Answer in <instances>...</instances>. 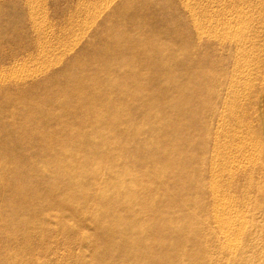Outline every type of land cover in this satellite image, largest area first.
I'll use <instances>...</instances> for the list:
<instances>
[{
    "label": "bare ground",
    "instance_id": "bare-ground-1",
    "mask_svg": "<svg viewBox=\"0 0 264 264\" xmlns=\"http://www.w3.org/2000/svg\"><path fill=\"white\" fill-rule=\"evenodd\" d=\"M100 2L104 7L110 3L109 0ZM218 2L216 5V0H179L176 9L178 5L181 6L186 17L178 16L179 22L176 11L175 15L172 14L164 23L167 27L165 63L160 62L157 57H150L149 49L139 52L133 47L134 44L122 43L120 38L123 32L120 29L113 32L115 40L110 43L109 48L102 50L105 55H98L94 45L89 43L87 50L93 54L91 59L86 61L101 62L96 67L95 77L78 79L77 88H71L66 83L62 90V96L68 98L71 95L78 99L79 103L94 101L97 111L80 116L73 108L64 110V116L56 120L64 125V129L57 135L60 137L61 134H67L69 138H61V149L56 162L63 165L64 169L67 163H75L71 170L72 178L80 174L79 167L83 172L85 161L96 166L95 173L108 175L110 178L98 191L96 208L91 212L95 225L105 231V237L98 239L96 251L87 256L83 264H174L176 258L173 254H178L183 248L187 232L175 225L169 235L166 233L175 222L174 215H186L191 209V203L180 208L177 201L178 196L188 190L185 189L186 184L203 193L201 198H195L193 208L205 210L206 214L210 215L209 227L216 228L221 244L220 248L218 247L220 255L225 256L226 250L232 248L243 250L258 244L252 241L242 244L234 240L245 235L247 230L245 225L234 228L233 224L243 221L250 212L233 209L240 199L232 196V184L230 183V188L227 189L221 179L231 178L234 176L233 171L251 165L260 169L264 175V64H257L258 61L255 60L252 64L241 67L237 61L253 55L259 42L263 43L264 48V15L258 14L257 20L247 18L244 15L249 4L247 0ZM32 12L37 14L38 11ZM93 12L89 6L84 9L83 14L87 22H95L94 18L92 19L95 16ZM34 18L37 20L36 16ZM172 20L174 23L171 25ZM76 21V16L69 21V28L66 29L69 36L67 40L71 37L77 38L78 33L75 35L74 29ZM135 22L136 20L133 23ZM255 22L257 29L254 28L255 30L246 34L245 31L239 30L243 26L250 28ZM160 25L157 21L152 28L161 35ZM84 29L86 28L84 27L82 32ZM157 38L159 39V35H155L151 46L156 44ZM185 41L188 42L191 57H196L188 66L184 65ZM68 47L71 46L64 45L63 51L69 53L71 48ZM159 51L162 52V47ZM168 54L171 55L169 59ZM53 64L50 59L46 62L44 60L45 69L52 68ZM233 66L237 72L246 73L244 77L247 76V83L254 82L259 74L262 77L261 85L255 89V93L250 94L251 103L249 100L259 116L256 117L257 124L260 122L258 128L253 129L255 123L249 114L234 112L224 120L221 111L219 114V98L231 84L227 79H223L222 74H228ZM121 67L128 73L117 75ZM13 71L12 74L8 72L10 75L6 78L18 81L19 76ZM61 75L59 73V77ZM161 77L162 85L166 83V86L159 85ZM185 82L190 83V88L185 86ZM129 87L134 89L132 96L125 94ZM112 92L119 94L117 101L113 102L110 96ZM246 106L250 105L247 103ZM247 107L246 111L249 110ZM48 112L46 111L44 118L49 117ZM160 114L164 116L162 124L151 121L154 117L159 118ZM69 116L73 117L71 123L66 122ZM47 130L34 132L32 136L42 139L40 134L44 136ZM70 149L74 150L73 155L68 153ZM185 151L191 152L193 156L186 159ZM15 152L16 149H8L9 154ZM144 161L154 162L155 166L151 172H146L147 162L144 164ZM20 162L26 164L27 157L22 158ZM104 166L108 169H102ZM218 166L222 169L221 173H216ZM118 168L121 169L120 172L117 171ZM255 178L254 175L248 178L245 191L247 196L251 197L245 196L244 199L249 201L257 193L260 197L254 206L264 209V186L257 183ZM174 181L181 182L179 192H172L165 186L166 183ZM228 181L225 180V183ZM132 185L141 188L144 193L142 199H137ZM82 196L83 194L79 198ZM81 201L82 199L79 203ZM81 211L86 216V209L81 207ZM194 221L196 219L189 217L186 222L192 225ZM196 223L200 227L206 226V223H201L200 220ZM210 235L212 237L209 239L215 240L216 234ZM246 238L250 239V236ZM139 240L141 245L137 246ZM159 248L163 250L159 251ZM206 251L207 247L181 255L182 261L187 259L183 264H214L210 253ZM162 252L165 254H161ZM237 264H241V261Z\"/></svg>",
    "mask_w": 264,
    "mask_h": 264
},
{
    "label": "rangeland",
    "instance_id": "rangeland-1",
    "mask_svg": "<svg viewBox=\"0 0 264 264\" xmlns=\"http://www.w3.org/2000/svg\"><path fill=\"white\" fill-rule=\"evenodd\" d=\"M99 1L0 0V264H83L87 256L93 255L96 251L98 239L105 237V231L95 225L91 212L96 208L98 191L106 185V181L110 180L109 176L98 175L94 172L97 169L96 166L85 161L83 172L80 167V170L76 168L75 170H78L80 174L72 178L71 170L75 167V163H67L66 167L70 168L66 169L65 167L64 169L63 165L56 162L61 149L60 141L69 138L67 134H61L60 137L59 134L57 135L64 129V125L56 120L64 116L66 109L73 108L82 116L97 111V106L94 101L85 104L79 103V100L71 95L66 98L62 96V90L66 83L71 88H77L78 79L95 77L96 67L101 62L100 60L86 61L90 60L93 54L89 53L87 46L91 43L98 55H105L102 50L108 49L110 43L115 40L113 34L115 29H120L123 32V36L120 38L122 43L134 44L133 47L139 52L149 49L150 57H157L160 62L165 63L167 55L164 47L166 46L167 27L164 23L172 14L174 16L176 11H178L177 17L180 15L186 17V13L181 10L179 5L176 9L179 0H109L110 3L105 7L101 6ZM247 1L249 4L244 14L247 18L257 20L259 15H264V0ZM29 2H31L30 5ZM218 4L219 2L216 0V5ZM87 6L92 11L94 10L93 15L95 16L92 17L95 20L94 23H92L93 20H90L91 23L88 21V24L85 18L84 9ZM100 7L103 11L100 10ZM104 8L106 9L104 10ZM30 9L38 11L37 14ZM35 16L37 20H35ZM73 16L77 17L74 29L75 35L76 33L78 35L77 38L74 37L75 43H73V37L67 40L69 36L66 33L69 21ZM82 19L83 21H81ZM132 20L133 22L136 20V22L133 23ZM177 20L179 21V17ZM157 21L161 24L159 30L163 35L157 34L152 28V25ZM42 23H44L43 27ZM170 23L172 25L174 20ZM255 24L257 25V22L250 28L243 26L239 30L245 31L246 34L257 29ZM259 25L261 26V24ZM84 27L86 29L82 32ZM155 35H159V39L157 38L156 44L151 46ZM65 43L67 46H71L68 47L71 48L69 53L63 51ZM185 43L184 65L188 66L196 57H191L188 42L185 41ZM251 45L252 43H250ZM161 47L162 52L159 51ZM61 48L62 50H60ZM53 55L55 56L52 57ZM253 55H249L241 61L237 59L238 65H249L255 60L258 61L257 64L261 62L263 65V43L256 44ZM170 57L171 55L167 59ZM226 57L225 54L224 58ZM45 58L54 62L52 68H44V60L47 61ZM169 63L171 62L169 61ZM12 70L19 76L18 81L6 78L12 74ZM59 73L62 74L60 77ZM127 73L125 68L121 67L117 75ZM245 75L246 73L237 72L234 66L228 74H222L223 79H227L231 84L226 91L221 93L224 95L219 98V114L221 111L223 120L232 116L234 112L249 114L255 123L253 127L255 129L258 128L260 122L257 124L256 120L259 116L253 108V104H250V94L255 93V89L261 85L262 77L259 74L256 80L250 82L252 84L249 85ZM162 77L159 85L163 87L166 86V83L162 85ZM185 86L190 88L191 85L189 82H185ZM125 94L132 96L134 89L129 87ZM110 96H112L113 102L119 99V94L115 92L110 93ZM52 99L54 100L52 101ZM247 103L250 106L247 107ZM188 107L186 104V108ZM246 107L249 110L246 111ZM46 111L49 113L48 118H44ZM153 120L162 124L164 116L160 114L159 118L155 119L154 117L151 121ZM66 122H73V117L69 116ZM45 129L48 130L45 131L44 136L40 134L42 139L32 136V133ZM8 149H16V152L9 154ZM68 153L73 155L74 150L70 149ZM192 156L191 152L185 151L186 159H190ZM24 157H27L26 164L20 162ZM143 163L147 166L146 172L149 173L154 169V162L144 161ZM102 169L107 170L108 167L104 166ZM216 169V173H218L221 167L218 166ZM120 170V168L117 169L118 172ZM233 174L234 176L231 178L223 177L221 179L227 189L231 187L234 190L232 196L240 199L233 209L236 211L249 210L250 212L243 221L240 220L233 224L234 228L245 225L247 230L245 235L234 240L242 244H248V241L258 244L243 250L232 248L226 250L225 256L220 255L218 251L221 244L216 228L209 227L210 215L206 214L205 210L193 208V201L196 197L201 198L203 193L196 190L194 186L189 187L186 184L185 189L188 188V190L178 196L177 201L180 208L191 203V209L186 215H179L180 213L174 215L175 222L166 233L169 235L175 225L187 232L183 248L178 251V254H173L176 258L174 264L187 262V259L182 261L181 255L189 254L191 250L201 251L206 247V253H210L209 256L214 264H237L239 260L241 264H264V209L254 206L260 195L255 193L249 201L244 199L247 196L245 186H247L248 178L254 175L257 183L264 186V175L260 169L252 165L243 166L238 171H233ZM224 179L229 181L225 183ZM132 186L137 199H142L144 193L141 188ZM165 186L172 192H179L181 182L174 181L170 184L166 183ZM81 194L83 196L79 198ZM80 199L82 201L79 203ZM81 207L86 209V216L82 214ZM189 217L206 223V226L200 227L196 221L189 225L186 222ZM210 234H216L215 240L209 239L212 237ZM246 236H250V239H247ZM161 239L164 240L162 236ZM223 242L224 240L221 243ZM136 245L140 246L141 241L139 240ZM158 250L162 251L163 249L159 248ZM161 254H165V252Z\"/></svg>",
    "mask_w": 264,
    "mask_h": 264
}]
</instances>
